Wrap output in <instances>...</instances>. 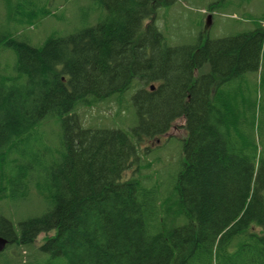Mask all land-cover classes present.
Instances as JSON below:
<instances>
[{
    "label": "trees",
    "instance_id": "obj_1",
    "mask_svg": "<svg viewBox=\"0 0 264 264\" xmlns=\"http://www.w3.org/2000/svg\"><path fill=\"white\" fill-rule=\"evenodd\" d=\"M94 1L98 23L39 45L27 29L51 12L33 2L0 29V56L11 52L9 71L0 63V264H264V97L252 82L260 62L264 72V16L173 47L156 19L178 0ZM132 90L131 136L76 113L122 106ZM54 120L56 148L42 139ZM179 120L182 151L153 180L141 143Z\"/></svg>",
    "mask_w": 264,
    "mask_h": 264
},
{
    "label": "rangeland",
    "instance_id": "obj_2",
    "mask_svg": "<svg viewBox=\"0 0 264 264\" xmlns=\"http://www.w3.org/2000/svg\"><path fill=\"white\" fill-rule=\"evenodd\" d=\"M35 8L47 9L51 14L47 18L39 19L27 29L28 35L33 38L34 45L43 42L52 33L68 35L90 25H95L103 17V10L94 0H0V29L11 32L13 24L23 19L27 8L31 3ZM216 4L211 22L208 23V16L204 8ZM20 8L21 10L17 9ZM219 7V8H218ZM264 16V0H178L170 7H162L158 10L156 25L164 34L171 46H182L195 44L204 31L211 39L235 36L241 32L250 31L259 17ZM264 24V23H263ZM209 25V26H208ZM20 33L26 31L23 26H18ZM11 52H4L0 56V63L8 65L9 71ZM252 78V82L258 87L259 97H264V72L261 68ZM262 86V89L260 88ZM135 91L127 93L123 105L117 102L114 104H101L92 108H78L76 113L80 115L85 127L93 128H118L132 134L133 128L137 125V115L130 99ZM61 126L57 121H51L44 128L42 139L50 143L54 148L59 145ZM186 137L184 121H177L170 132L164 137L154 140H146L141 143L144 152L143 159L150 164L148 169H143L144 175H152L153 180L173 166L182 151V141ZM34 144H41L36 136ZM136 175L135 171H128L125 177ZM166 178L164 179V181ZM162 181V182H164ZM37 203H28L20 207V211L36 208ZM44 235L39 237L42 240Z\"/></svg>",
    "mask_w": 264,
    "mask_h": 264
},
{
    "label": "water",
    "instance_id": "obj_3",
    "mask_svg": "<svg viewBox=\"0 0 264 264\" xmlns=\"http://www.w3.org/2000/svg\"><path fill=\"white\" fill-rule=\"evenodd\" d=\"M210 22H211V16H209L207 24H209ZM7 244H8V240L0 236V252L5 250Z\"/></svg>",
    "mask_w": 264,
    "mask_h": 264
}]
</instances>
